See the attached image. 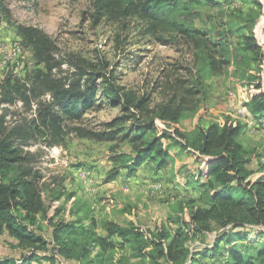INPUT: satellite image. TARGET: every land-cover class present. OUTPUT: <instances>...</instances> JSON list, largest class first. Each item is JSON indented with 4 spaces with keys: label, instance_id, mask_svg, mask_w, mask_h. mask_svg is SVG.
I'll use <instances>...</instances> for the list:
<instances>
[{
    "label": "rangeland",
    "instance_id": "rangeland-1",
    "mask_svg": "<svg viewBox=\"0 0 264 264\" xmlns=\"http://www.w3.org/2000/svg\"><path fill=\"white\" fill-rule=\"evenodd\" d=\"M103 1L110 6L99 11L97 0H3L9 16L0 13V90L11 72L28 80L33 68L43 67L33 64L31 49L21 42L17 33L18 24L37 27L55 41L57 55L66 60L63 73L69 69L72 59L83 61L90 70L114 71L126 90L148 95L151 108L167 102L175 94L179 95L177 99H182L185 89L201 76L207 89L206 98L200 94L188 97L189 109L176 124L158 118L159 132L167 126L171 131L177 127L194 141L198 129L207 128L211 123L236 125L240 122L244 128L239 140L251 152L248 167L258 169L257 154L264 153V120H257L246 104L255 94L264 91V83L262 88L255 87L260 77L264 78V59L250 63L253 79L242 76L234 63L240 54L237 46L243 41L242 34L248 31L250 18L258 10L255 0H173L163 3L151 16H145L141 9L140 3L144 0H133L141 10L132 13L122 6L127 0ZM254 29L264 47V16L256 20ZM219 38L226 44V50L217 49L216 59L221 64L230 59L233 64L213 70L208 63L214 56L215 45L220 47L216 44ZM181 81L182 87L177 84ZM42 100L49 101L50 97L44 96ZM193 104H198L196 110ZM2 108L7 111L9 125L27 121L44 128L38 114V99H33L31 104L17 101ZM121 108L101 97L98 91L96 102L82 116L63 115L59 143H48L47 138L52 136L46 129L49 134H38L31 146L20 149L21 154L34 155L33 168L40 174L39 186L49 207L48 216L85 226H91V218L98 221L110 218L122 225L132 221L143 229L154 230L164 222L174 227L172 220L178 212L185 213L189 219L191 210L207 207L209 201L202 195L200 186L206 177H197V169L203 164L193 150L182 149L178 144L171 145V157L164 166L158 167L147 157L135 174L122 169L115 179L109 177L116 165L113 157L132 150L130 143L121 137L130 132V123L124 125L112 142L83 136L75 127L105 130L107 123L122 113ZM170 142L163 140L165 146ZM59 193L61 197L56 198ZM78 208L81 209L76 211ZM261 229L264 228L250 227L248 239L224 241L214 255L201 250L214 248L217 232L207 238L191 239L188 247L197 254L195 264H232L234 258L229 250L233 247L246 254L257 253L256 246L264 241ZM35 230L46 237L52 248L53 226L48 220H39ZM96 232L105 234L101 227ZM112 240L122 245L120 237ZM30 251V247L21 246L7 231L0 233V258L22 262V256ZM97 251L100 250L97 248ZM121 253L129 254L130 250L120 246L116 256ZM55 257L56 264H81L59 254ZM104 258L100 255L99 264H107ZM139 260L132 261L144 263ZM32 264L52 263L43 259ZM161 264L169 263L162 259Z\"/></svg>",
    "mask_w": 264,
    "mask_h": 264
},
{
    "label": "trees",
    "instance_id": "trees-1",
    "mask_svg": "<svg viewBox=\"0 0 264 264\" xmlns=\"http://www.w3.org/2000/svg\"><path fill=\"white\" fill-rule=\"evenodd\" d=\"M170 1L173 0H144L140 6L145 16H151L163 3ZM255 5L258 10L250 18V28L242 34L243 41L237 46L240 54L234 61L237 71L242 76H248V79L254 78L250 72V63L264 59V47L259 43L254 29L256 20L264 16V0H255ZM109 6L110 3L106 1L97 0V10ZM122 6L130 9L131 13L141 10L133 0H127ZM0 13L9 16L3 0H0ZM16 30L21 36V42L31 49L33 64L43 67L33 68L28 80L11 72L1 83L0 233L7 231L11 237L18 239L21 246L30 247L31 251L22 256V262L2 257L0 264H32L43 259L56 264V254L68 260H78L81 264H99L100 255L105 257L107 264H161L162 259L169 264H195L197 254L188 247L191 239L207 238L217 232L214 248L201 250L214 255L224 241L231 243L235 239H248L251 235L248 230L250 227L264 228V153L257 154L259 168L250 169L248 166L252 158L248 155L251 152L239 140L244 128L242 123H211L207 128L198 129L194 141H190L177 127L171 131L167 126L160 130L162 133L159 132L156 122L158 118L168 124H176L189 109L186 105L189 103L188 97L200 94L206 98L207 89L201 76L185 89L182 99H177L179 95L175 94L167 102L151 108L148 107L150 97L126 90L118 82L114 71L90 70L83 61L72 59L69 69L63 73L62 67L66 60L57 55L58 46L52 38L34 26L18 24ZM185 33L189 34V31L185 30ZM218 42L216 44L220 47L215 45L214 56L208 63L213 70L220 69L221 65L233 64L230 59L222 64L216 59L217 49L223 52L226 50L222 38ZM263 83L264 78L260 77L255 87L262 88ZM177 84L183 86L182 81ZM98 91L101 97L113 105L121 106L122 113L107 123L105 130L91 131L75 127L76 130L83 136L112 142L121 134L124 125L130 123L128 128L131 133L121 134V137L130 143L132 150L113 157L116 165L109 172V177L115 179L122 169L135 174L147 157L158 167L164 166L171 157V145L178 144L182 149L193 150L203 164L197 169V177H206L200 186L202 195L209 201L207 207L194 208L189 212V219L185 213L178 212L172 220L174 227L164 222L154 230L143 229L132 221L122 225L110 218L101 221L91 218V226H85L77 221L66 222L48 216L49 207L39 186L40 174L33 168L34 155L21 154L20 149L31 146L38 134H49L48 130L52 136L51 139L47 138L48 143H59L63 115L82 116L85 109L96 102ZM44 96H49L50 100H42ZM33 99L39 100L38 114L44 128L32 126L27 121L9 125L7 111H3L2 107L17 101L31 104ZM246 105L257 120H264L263 90L255 94ZM193 106L196 110L198 104ZM165 139L171 141L167 146L163 144ZM259 172L260 175L257 174ZM254 175L258 176L252 178ZM56 196L60 198L61 194ZM41 219L48 220L53 226L52 248L46 237L35 230ZM98 227L105 230V234L96 232ZM259 232L264 236V229ZM115 237L122 239V245L115 244L112 240ZM120 246L128 247L130 253H121L117 257L116 252ZM255 249L256 254H246L233 247L229 250L234 258L232 264L263 263L264 241ZM134 259L144 263L133 262Z\"/></svg>",
    "mask_w": 264,
    "mask_h": 264
}]
</instances>
